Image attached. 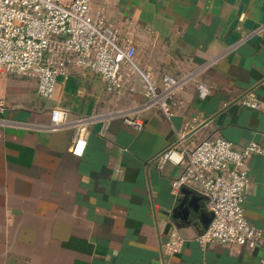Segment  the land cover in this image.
Listing matches in <instances>:
<instances>
[{
	"label": "crops",
	"instance_id": "0c3cea01",
	"mask_svg": "<svg viewBox=\"0 0 264 264\" xmlns=\"http://www.w3.org/2000/svg\"><path fill=\"white\" fill-rule=\"evenodd\" d=\"M91 8L135 42V62L156 84L184 81L170 101L173 116L145 107L146 85L127 64L120 90L71 68L51 99L38 95L35 78L1 74L0 264H262L261 251L201 244L202 218L211 216L205 195L197 183L177 190L184 166L159 170L155 160L178 134L190 149L217 137L264 146V0H92ZM248 93L260 109L241 104ZM55 109L65 114L53 129ZM115 110L143 128L123 117L103 124ZM83 118L94 120L76 156ZM247 166L245 214L264 232V156ZM183 190L200 197L191 223L178 216ZM174 233L181 245L171 254Z\"/></svg>",
	"mask_w": 264,
	"mask_h": 264
},
{
	"label": "built area",
	"instance_id": "2783aa9c",
	"mask_svg": "<svg viewBox=\"0 0 264 264\" xmlns=\"http://www.w3.org/2000/svg\"><path fill=\"white\" fill-rule=\"evenodd\" d=\"M92 0H0V75H18L35 78L38 95L51 99L58 81L69 76L71 68L90 71L100 76L108 91L122 87L121 73L127 64L131 71L140 74L146 85V108L157 107L170 119L173 113L170 101L182 90L184 81L165 77L156 84L149 74L139 69L135 62V42L122 37L117 29L108 25L100 14L92 13ZM202 98L208 95L205 85L199 86ZM247 108L258 110L261 102L255 94L248 93L240 100ZM6 109L0 97V112ZM64 112L52 111V128L63 123ZM115 117L141 130L143 121L112 111L101 117L105 124ZM94 118L78 121L72 152L82 156L86 148L85 126ZM264 156V146L252 141L242 148L222 137L201 141L187 148L178 134L173 147L158 155L155 164L159 170L167 165H183L182 174L174 181L179 190L187 183H197L208 203L212 215L207 229L198 237L203 245L217 243L261 251L264 255V232L248 221L245 209V191L250 183L248 160ZM169 253L179 251L181 238L172 234L167 242ZM260 262L264 264V256Z\"/></svg>",
	"mask_w": 264,
	"mask_h": 264
},
{
	"label": "water",
	"instance_id": "95a60500",
	"mask_svg": "<svg viewBox=\"0 0 264 264\" xmlns=\"http://www.w3.org/2000/svg\"><path fill=\"white\" fill-rule=\"evenodd\" d=\"M181 194L182 197L179 199L178 201L179 204L177 207L178 216L186 223H191L193 220V216H197L198 213H200V206L198 205V201L200 200V197L186 190H183ZM202 219H203L202 223L204 224V227L207 229L208 223L211 222L212 215L208 218L205 217V219L203 216Z\"/></svg>",
	"mask_w": 264,
	"mask_h": 264
}]
</instances>
